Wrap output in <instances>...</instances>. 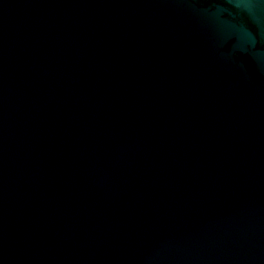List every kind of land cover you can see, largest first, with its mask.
I'll return each instance as SVG.
<instances>
[{
	"label": "water",
	"instance_id": "1",
	"mask_svg": "<svg viewBox=\"0 0 264 264\" xmlns=\"http://www.w3.org/2000/svg\"><path fill=\"white\" fill-rule=\"evenodd\" d=\"M0 264H264V0H0Z\"/></svg>",
	"mask_w": 264,
	"mask_h": 264
}]
</instances>
